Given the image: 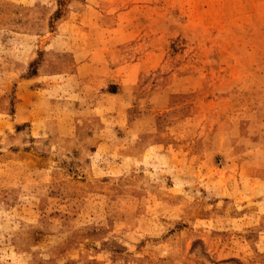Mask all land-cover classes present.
I'll return each instance as SVG.
<instances>
[{
    "label": "rangeland",
    "instance_id": "rangeland-1",
    "mask_svg": "<svg viewBox=\"0 0 264 264\" xmlns=\"http://www.w3.org/2000/svg\"><path fill=\"white\" fill-rule=\"evenodd\" d=\"M0 264H264V0H0Z\"/></svg>",
    "mask_w": 264,
    "mask_h": 264
}]
</instances>
